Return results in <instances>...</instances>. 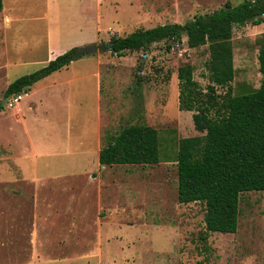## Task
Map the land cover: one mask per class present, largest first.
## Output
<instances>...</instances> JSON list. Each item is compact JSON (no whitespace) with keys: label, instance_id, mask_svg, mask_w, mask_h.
<instances>
[{"label":"rangeland","instance_id":"1","mask_svg":"<svg viewBox=\"0 0 264 264\" xmlns=\"http://www.w3.org/2000/svg\"><path fill=\"white\" fill-rule=\"evenodd\" d=\"M138 1L139 11L130 18L108 15L97 21L98 48L86 52L83 65L59 73L61 79H75L44 98V109L38 110L46 112L26 116L28 133L11 117L18 103L3 101L0 256L23 259L44 252L41 264H264V191L241 193L236 231L209 232L206 240L204 204L177 200L178 142L200 134L193 112L178 108L177 69L191 64L205 90L207 46L190 48L183 37L180 43L160 41L123 56L109 46L111 37L182 24L226 1L245 0ZM67 25L63 21L61 28L69 34ZM263 34L264 22L233 27L232 94L259 86L257 39ZM96 63L99 86L92 75ZM137 123L157 130L159 162L100 164L98 150L110 136Z\"/></svg>","mask_w":264,"mask_h":264},{"label":"trees","instance_id":"2","mask_svg":"<svg viewBox=\"0 0 264 264\" xmlns=\"http://www.w3.org/2000/svg\"><path fill=\"white\" fill-rule=\"evenodd\" d=\"M262 22L264 0H245L237 5L226 1L222 8L196 15L185 23L140 28L109 40L110 51L118 56L127 51H147L152 43L160 41L180 43L183 37L190 48L207 46L205 90L194 79L191 64L177 69L178 108L193 112L194 128L200 134L181 138L175 158L178 202L204 204L203 240L209 232L234 233L241 193L264 191V34L257 39L259 86L232 94L229 85L235 73L233 27ZM85 53L75 46L57 55L38 70L12 81L3 99L27 92L36 81L82 58ZM218 87L227 89L221 94L217 92ZM3 109L4 102L0 100V112ZM98 161L102 165L158 163L157 130L145 123L123 127L100 148Z\"/></svg>","mask_w":264,"mask_h":264},{"label":"crops","instance_id":"3","mask_svg":"<svg viewBox=\"0 0 264 264\" xmlns=\"http://www.w3.org/2000/svg\"><path fill=\"white\" fill-rule=\"evenodd\" d=\"M139 5L138 0H2L0 99L4 100L5 89L16 78L38 70L69 48L79 46L82 51L87 52L83 48L87 49L86 46L89 44L95 45L97 21L110 18L108 15L115 16L116 20L130 18L138 13ZM63 21L68 22L69 34L64 33L61 28ZM65 36H69V41L62 40ZM83 57L36 81L17 102L18 106L13 110L11 117L18 125L23 126V133L29 132L26 127V116L35 112L37 114L46 112V110H38V106L40 108L41 105L44 109V98H52L61 92L60 86L69 85L72 79H75V77L61 79L59 73L63 69L68 70L70 65H83L85 63ZM98 67L97 63L93 66L92 75L97 79L99 86L100 74L98 70L95 71ZM5 112L7 110L3 109L0 116ZM13 120L8 119L9 122ZM15 138L19 144V135L15 134ZM32 178L37 181L36 177L30 179ZM45 255L44 252L39 256L38 252H33L23 259H17L16 256L9 258L0 256V264H41V259Z\"/></svg>","mask_w":264,"mask_h":264},{"label":"built area","instance_id":"4","mask_svg":"<svg viewBox=\"0 0 264 264\" xmlns=\"http://www.w3.org/2000/svg\"><path fill=\"white\" fill-rule=\"evenodd\" d=\"M26 92H20L18 94H16L15 96H12L8 99V105L12 106L14 103H17L21 100V98L23 97V95H25Z\"/></svg>","mask_w":264,"mask_h":264},{"label":"water","instance_id":"5","mask_svg":"<svg viewBox=\"0 0 264 264\" xmlns=\"http://www.w3.org/2000/svg\"><path fill=\"white\" fill-rule=\"evenodd\" d=\"M97 48H98L97 45H92V46H90V47L87 48V49H84V48H83V50H86L87 52H94ZM3 101H4V100H3Z\"/></svg>","mask_w":264,"mask_h":264}]
</instances>
